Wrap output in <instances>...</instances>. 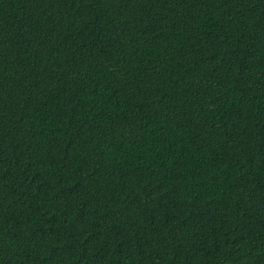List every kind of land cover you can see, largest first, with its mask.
Masks as SVG:
<instances>
[{"label":"trees","instance_id":"1","mask_svg":"<svg viewBox=\"0 0 264 264\" xmlns=\"http://www.w3.org/2000/svg\"><path fill=\"white\" fill-rule=\"evenodd\" d=\"M0 264H264V0H0Z\"/></svg>","mask_w":264,"mask_h":264}]
</instances>
